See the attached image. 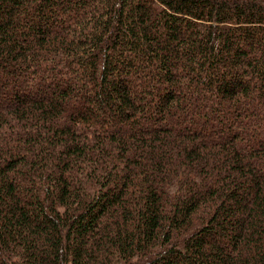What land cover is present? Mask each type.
Wrapping results in <instances>:
<instances>
[{
  "label": "trees",
  "instance_id": "trees-1",
  "mask_svg": "<svg viewBox=\"0 0 264 264\" xmlns=\"http://www.w3.org/2000/svg\"><path fill=\"white\" fill-rule=\"evenodd\" d=\"M0 264H264V0H0Z\"/></svg>",
  "mask_w": 264,
  "mask_h": 264
}]
</instances>
